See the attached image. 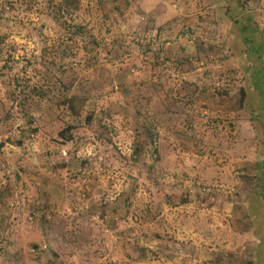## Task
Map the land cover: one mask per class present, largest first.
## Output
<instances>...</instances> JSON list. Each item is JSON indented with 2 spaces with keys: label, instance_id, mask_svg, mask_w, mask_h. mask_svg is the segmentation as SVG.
Returning <instances> with one entry per match:
<instances>
[{
  "label": "rangeland",
  "instance_id": "rangeland-1",
  "mask_svg": "<svg viewBox=\"0 0 264 264\" xmlns=\"http://www.w3.org/2000/svg\"><path fill=\"white\" fill-rule=\"evenodd\" d=\"M247 2L264 48V0ZM236 16L223 0H0V264L257 263L264 59L248 73Z\"/></svg>",
  "mask_w": 264,
  "mask_h": 264
},
{
  "label": "trees",
  "instance_id": "trees-1",
  "mask_svg": "<svg viewBox=\"0 0 264 264\" xmlns=\"http://www.w3.org/2000/svg\"><path fill=\"white\" fill-rule=\"evenodd\" d=\"M49 3H53V0H48ZM226 4L232 5L233 7V11L237 13H239V16L237 17H233V23L234 26L237 28L238 26L242 25V29H241V33L242 35H239V37L241 38L243 42L245 51L247 53V60H249V64H248V73H257L258 71V66L263 64V42H262V32L260 31L261 29L258 27V24L255 22V24H252V22L249 20V23L245 24V22L242 20H239V17H244L245 14H247V10L245 8V5L248 3L247 0L245 2V0H223ZM48 17L50 16V14L47 15ZM239 28V27H238ZM68 29V30H67ZM67 33H69V35L71 36V38L73 37H81V36H85L86 35V28H84L83 26H67ZM249 33V36L248 34ZM160 52V53H159ZM168 52V51H167ZM163 50V48H160L159 51L157 52V59H159L161 56H159L161 53H163V55H165V57L167 58L169 56V53H167ZM159 53V54H158ZM171 54V52H170ZM66 57V56H65ZM74 54L72 53L70 56L66 57V59H71L72 61ZM70 60V61H71ZM56 73L54 71H49V73L47 74V77H51L53 78L54 75ZM256 76V74H255ZM259 77V75H258ZM259 82L260 83H256L259 87H261L259 94L261 92V100L264 99V82L260 81L263 80L264 78L259 77ZM56 81H61V78L59 76L56 77ZM258 82V81H257ZM61 85V83H60ZM62 86V85H61ZM65 87V86H64ZM258 90V89H257ZM246 97V91L243 90L242 92V99H244ZM243 102V101H242ZM260 114L262 116H264V105L260 108L259 106V111ZM257 116L258 113H257ZM60 137L62 140H64V143H68L69 138H67L65 136L64 133L60 134ZM141 151H143V145L142 144H138L135 151L132 154L133 158H139L140 157V153ZM260 168L264 169V163H261ZM259 182H258V188L255 189L254 192V198L257 200V203L260 207L258 208L257 205V210L258 212L256 213V209L253 207V205L250 206V215H251V221L253 220L255 227L257 228L258 231H260L259 234H257V238H258V242H257V246H256V264H264V225H258V223L264 218V176H260L258 178ZM169 200L170 206L171 204H175L176 202L180 201L177 200L178 198H173V197H169L167 198ZM186 198L184 200L181 201H185ZM183 204L186 202H182ZM183 204H179V205H183ZM175 206V205H174ZM248 210V213H249ZM170 249V248H169ZM154 253V254H152ZM149 257L153 260H160V253L157 252H150L148 250H142V255L140 256V258L143 259H149Z\"/></svg>",
  "mask_w": 264,
  "mask_h": 264
},
{
  "label": "crops",
  "instance_id": "crops-1",
  "mask_svg": "<svg viewBox=\"0 0 264 264\" xmlns=\"http://www.w3.org/2000/svg\"><path fill=\"white\" fill-rule=\"evenodd\" d=\"M208 221V220H207ZM200 250V249H199ZM173 264L172 263V260H157V261H155V260H147V259H144L143 260V262H142V264Z\"/></svg>",
  "mask_w": 264,
  "mask_h": 264
},
{
  "label": "built area",
  "instance_id": "built-area-1",
  "mask_svg": "<svg viewBox=\"0 0 264 264\" xmlns=\"http://www.w3.org/2000/svg\"><path fill=\"white\" fill-rule=\"evenodd\" d=\"M2 143V138L0 136V144ZM203 264H212V263H203Z\"/></svg>",
  "mask_w": 264,
  "mask_h": 264
}]
</instances>
